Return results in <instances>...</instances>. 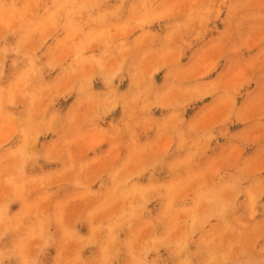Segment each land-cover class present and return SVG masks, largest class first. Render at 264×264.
I'll list each match as a JSON object with an SVG mask.
<instances>
[{
	"label": "clouds",
	"instance_id": "1",
	"mask_svg": "<svg viewBox=\"0 0 264 264\" xmlns=\"http://www.w3.org/2000/svg\"><path fill=\"white\" fill-rule=\"evenodd\" d=\"M0 264H264V0H0Z\"/></svg>",
	"mask_w": 264,
	"mask_h": 264
}]
</instances>
